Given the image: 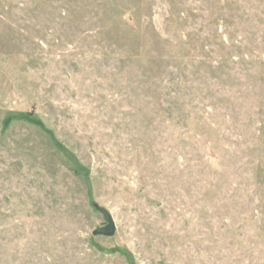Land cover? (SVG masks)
I'll use <instances>...</instances> for the list:
<instances>
[{
    "label": "rangeland",
    "instance_id": "obj_1",
    "mask_svg": "<svg viewBox=\"0 0 264 264\" xmlns=\"http://www.w3.org/2000/svg\"><path fill=\"white\" fill-rule=\"evenodd\" d=\"M0 264H264V0H0Z\"/></svg>",
    "mask_w": 264,
    "mask_h": 264
},
{
    "label": "water",
    "instance_id": "obj_2",
    "mask_svg": "<svg viewBox=\"0 0 264 264\" xmlns=\"http://www.w3.org/2000/svg\"><path fill=\"white\" fill-rule=\"evenodd\" d=\"M92 206L94 209H96V211H99L103 215L104 220L106 222V225L104 227H100L96 229L95 231L92 232V235L93 236H106V237L112 236L115 232V227H114V224L112 222L110 215L105 209L98 206L97 204L93 203Z\"/></svg>",
    "mask_w": 264,
    "mask_h": 264
}]
</instances>
